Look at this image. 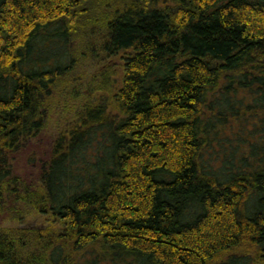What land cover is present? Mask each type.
<instances>
[{"label": "trees", "instance_id": "trees-1", "mask_svg": "<svg viewBox=\"0 0 264 264\" xmlns=\"http://www.w3.org/2000/svg\"><path fill=\"white\" fill-rule=\"evenodd\" d=\"M0 264H264V0H0Z\"/></svg>", "mask_w": 264, "mask_h": 264}, {"label": "rangeland", "instance_id": "rangeland-1", "mask_svg": "<svg viewBox=\"0 0 264 264\" xmlns=\"http://www.w3.org/2000/svg\"><path fill=\"white\" fill-rule=\"evenodd\" d=\"M104 65H106L107 68L109 67L110 70L98 75V72ZM120 65L121 62L118 60L106 61L103 62L102 65H99L96 61L94 64L90 63L85 69L80 70L78 74L81 78L76 85H72L70 87L65 86L63 87L65 89L63 92L65 91L66 93L64 92L63 94L61 93L56 95V104L52 111L48 125L41 139L34 142V146L37 148L40 147L43 151H48L51 147V142L56 140L57 137L77 119L78 115L84 112L85 106L90 102H97L98 98L102 96L103 91H98L99 85L104 86V83L106 84V82L110 85L113 81H117L116 79H119V75L121 73ZM94 77L96 78L95 80H93ZM19 167L24 168V163L21 162ZM23 171L24 170H20V172ZM49 226L50 224L48 223L46 217L36 210H31L27 219L23 223L16 220H9L2 224V227L7 229H44Z\"/></svg>", "mask_w": 264, "mask_h": 264}]
</instances>
